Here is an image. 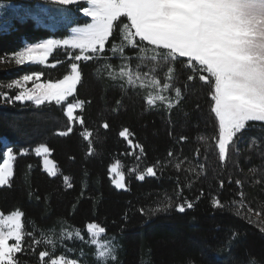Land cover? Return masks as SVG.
<instances>
[{"label":"trees","instance_id":"1","mask_svg":"<svg viewBox=\"0 0 264 264\" xmlns=\"http://www.w3.org/2000/svg\"><path fill=\"white\" fill-rule=\"evenodd\" d=\"M123 22L114 26L102 51L78 62L81 80L69 102L83 101L76 113L83 124L68 120L65 105L21 104L14 101L17 93L6 88L26 73L41 74L43 82L61 81L79 53L57 51L49 61L61 64L56 68L0 71V166L3 140L15 155L10 186L0 188V212L22 213L24 227L14 263L52 264L59 255L53 252V238L64 230L84 233L89 223H97L105 228V238L116 240V264H264V124L249 123L242 153L232 151L221 161L212 77L202 81L209 74L188 59L173 62L168 96L180 89L179 102L170 108L160 100L148 105L156 92L129 85L119 73L139 64L151 69L153 62L144 60L165 52L136 39L121 57ZM53 35L31 19L16 21L0 30V61ZM160 82L167 84L168 78ZM69 126L72 132L60 136ZM125 129L127 138L120 135ZM42 144L57 165L56 177L33 153ZM117 163L124 174L120 189L111 171ZM148 167L156 176L145 175ZM41 252L48 255L41 259Z\"/></svg>","mask_w":264,"mask_h":264},{"label":"snow or ice","instance_id":"2","mask_svg":"<svg viewBox=\"0 0 264 264\" xmlns=\"http://www.w3.org/2000/svg\"><path fill=\"white\" fill-rule=\"evenodd\" d=\"M59 4L70 5L75 0H57ZM93 9H83L87 16H91L93 23L81 31V34L71 41H63L65 45L71 44L73 48L85 52L98 53L104 49L105 42L113 30V22L120 16L127 17L129 23L124 25L125 39L133 46L136 45V37L141 42H148L156 48L167 50L168 59L176 57L188 58L195 61L208 73L201 76L205 83L209 82V76L214 78V93L211 100L214 102L212 111L219 122L218 150L219 158L224 161L228 158L229 146L233 138L249 122H264V0H88ZM59 41L48 40L35 48H28L17 54L16 64L21 65L26 60L43 61ZM37 48L42 49L41 55H34ZM91 57L85 56L84 59ZM80 60V56L75 57ZM156 57H153L155 60ZM71 70L75 75L65 76L58 83L48 82L37 84L33 89H24L23 82L33 77L24 75L23 81L17 79L8 87L21 88L14 97V101L33 102L35 105H43L46 101H54L59 105L67 97L71 96L80 80L77 65L73 63ZM169 74L172 69L169 68ZM38 75V74H37ZM119 75L127 78V83L135 86L140 82L143 87L146 84L154 89L164 91L169 87L155 76L148 73L143 76L137 72L121 69ZM179 97L180 89H176ZM8 97L5 96V99ZM163 95L149 96L148 105H155L157 100L165 101ZM179 101L177 100V103ZM83 101L67 106V118L69 121L78 120L84 123L81 117L74 116V109L82 106ZM167 107H172L171 102ZM108 127L107 124L104 125ZM72 132L71 126L66 131L60 132V136H66ZM91 135L85 133V139ZM127 138L128 130L120 133ZM143 149H141L142 151ZM50 149L43 144L35 148L37 156H44L43 165L51 176L57 175L56 165L48 159ZM171 155V153H169ZM12 150L9 149L7 158L0 166V186H10L13 175ZM119 169V163L112 166L111 171L116 173L114 183L118 188H124V174ZM148 176H156L153 167L147 168ZM65 182L68 177H65ZM144 180V174L139 176ZM69 187L71 185L69 184ZM219 207L220 202L216 201ZM192 208L191 203L187 204ZM162 210V209H158ZM180 212L185 211L184 205H180ZM22 213L14 212L4 218L0 215V264H14L13 254L21 250L23 240ZM7 228V232H5ZM87 230L93 238V243L99 247L98 258L110 255L112 248L107 243H101L99 237L105 233V228L97 223H89ZM16 243L9 245L8 240ZM36 243H39L37 241ZM47 252H41L43 259ZM52 264H62V261L53 260Z\"/></svg>","mask_w":264,"mask_h":264},{"label":"rangeland","instance_id":"3","mask_svg":"<svg viewBox=\"0 0 264 264\" xmlns=\"http://www.w3.org/2000/svg\"><path fill=\"white\" fill-rule=\"evenodd\" d=\"M85 8L92 10L93 5L91 3H89L88 0H75V2L70 4V5L59 4L57 2V0H9V1H5V0L1 1L0 0V30H4L7 28L10 29L11 27L14 26L16 21H25V20L31 19L35 22L37 27L49 29L54 34L52 37L47 38L41 42H38L36 44L27 45L24 50L31 48V47L35 48L37 45L44 44L48 40H55V41L60 42L56 46L53 47L52 51L48 54L46 59L43 61L26 60L23 64L17 65L16 64L17 55H15L11 60L0 61V71H2V70L8 71L9 68H12V67H14L16 69V68H19L22 66L29 67L31 65H41V66H45V67L50 66L51 68H56L61 64L59 62L49 64V61L51 60L53 55H55V53L59 50H61L63 54H66V53L72 54L74 52H77V53H79L78 56L81 57L80 60H85L84 57L88 56L92 52H90V51L85 52V51H82L81 49L73 48L70 43L67 45H65L63 43V41H65V40L71 41L72 39L78 37L81 34V31L83 29L87 28L88 25L93 23L92 17L87 16L83 12V9H85ZM123 18H125L127 20V22H123L121 24V35H122L124 43L120 47H117V49H118L117 52L121 55V57H122V53H123L124 48L133 46L132 44H130L128 42L127 39H125L126 30L124 28V25L129 23L127 17L120 16L116 21H114L113 22V30H114V26H116V24ZM80 20H84V23H81ZM113 30H112L111 35L106 40L105 46L108 43V41L110 40V38L113 34ZM136 39H139V37H136L135 40ZM105 46H104V48H105ZM152 47L157 49V50L159 49V50H162L165 52V54L163 53L162 58H156L155 60H153V58H151L150 60H144L145 62H153V68L150 69V67H148L146 64L145 65L139 64L137 68H134L133 70L129 69L126 71H131L133 74L139 72L142 76H143V74L148 73L149 76H155L156 79H158L159 81L160 80L163 81L164 79L167 80V78H168L167 84L169 85V87L162 92L159 91L158 89H154L152 86L147 85V84L145 85V87H150L153 91H155L156 92L155 96L156 95L165 96L167 98L165 100V102H167V103L171 102V104L173 105V104L177 103V100L179 101L180 95H179V97H177L176 91H173V94L168 96L169 90H172L171 82H172L173 77H174L173 70L171 71L170 74H169L168 70H169V68H171L173 66L172 65L173 62H177V61H180L183 59H188V58L176 57L174 60L170 61L168 59V56H167V50H165L163 48H156L155 46H152ZM24 50H22V51H24ZM42 53H43V50L37 48V51H36V53H34V55L38 56V55H41ZM69 58H71L70 55L66 59H69ZM58 60L60 62H62L61 60H63V56H59ZM80 60H76L77 71L79 73H80V70H79L78 62ZM190 62L193 65L198 64L195 61H190ZM37 74L38 73H29V74L26 73V74H24V75H30L33 77L31 80L23 82V88L24 89L30 90V89L35 88V86L37 84L48 83V82L42 81L43 77L41 74H38V75ZM24 75H22L16 79H13L10 83H8L6 86L8 91L17 93V95H18L22 89L16 88V87L9 88L8 85L14 84V82L17 79L23 81ZM71 75H75L72 72V70L66 76H71ZM187 75L192 76V74H187ZM80 78H81V74H80ZM212 79L214 80V78H212ZM126 80H127V78H126ZM58 82L59 81L52 82V83H58ZM79 83H80V80L77 81L76 88H75L73 94L71 96L67 97L66 100L62 101L59 104V105H65L66 113H67V106L69 104H77L78 103V101L69 102V100L71 97H73L75 95ZM136 85L139 86L140 82H137ZM162 85H164L163 82H161V87H162ZM16 102H18V101H16ZM18 103L35 105L33 102H30V101L29 102H18ZM52 103L55 104L54 101H46L45 102V104H52ZM45 104H43V105H45ZM39 106H41V105H39ZM82 109H83V105L75 108L74 109V116L77 117L76 113L79 111H82ZM77 121L78 120H73V121H71V123L74 124ZM217 121H218V119H217ZM249 123H253V122H249ZM249 123L245 126V129L241 130V132L237 134V137L233 138V143L230 144V146H229V155H231L232 151H234L236 154L242 153L241 150L246 145L248 138H250L248 133H247V130L249 128L248 127ZM258 123L264 124V122H258ZM218 124H219V122H218ZM261 129H262V127L259 128V130H261ZM252 142H254V141L252 140ZM3 144H4V148H5V150H4L5 151L4 160H5L7 158V153H8V150L10 149V147H9V143L7 141H4ZM33 153L35 154V150L33 151ZM12 155L15 157L13 150H12ZM37 157L41 158L43 170L47 173V171L45 170L44 165H43L44 156H37ZM48 159L53 161L51 159V153L50 152L48 154ZM14 162H15V158L12 160L13 173H14ZM3 163H4V161H3ZM3 163H2V165H3ZM56 169H57V165H56ZM57 175H58V169H57ZM145 175H147V173ZM49 176H51V175H49ZM12 177H13V175H12ZM51 177H55V176H51ZM4 187H8V186H0V188H4ZM0 215H2L4 218L9 216V215H3L1 212H0ZM10 215H12V214H10ZM21 224H22V234H23L24 233L23 215L21 216ZM5 232H7V228H5ZM98 239L101 243H107L112 248V252L110 253L109 256H107L105 258H98L99 247L97 244L92 242L93 238H92L91 234L88 232V230H86L84 233L77 231V230H64L58 235V237L56 239L53 238V240L51 241V246L53 248V252L59 253L58 257L56 259H53V260L62 261V264H114V263L116 264V262L118 260V249H119L118 245L116 243V240L111 239V238H105L104 234H101V236ZM22 241H21V244H22ZM7 243L9 245H12V244L16 243V241L13 238V239L8 240ZM19 252H16L13 254V259Z\"/></svg>","mask_w":264,"mask_h":264}]
</instances>
